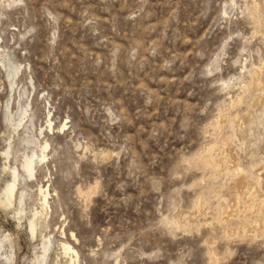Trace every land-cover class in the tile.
Here are the masks:
<instances>
[{"label":"rangeland","instance_id":"obj_1","mask_svg":"<svg viewBox=\"0 0 264 264\" xmlns=\"http://www.w3.org/2000/svg\"><path fill=\"white\" fill-rule=\"evenodd\" d=\"M45 142L0 203V264H69L63 242L78 264H264V0H0L1 197Z\"/></svg>","mask_w":264,"mask_h":264},{"label":"bare ground","instance_id":"obj_2","mask_svg":"<svg viewBox=\"0 0 264 264\" xmlns=\"http://www.w3.org/2000/svg\"><path fill=\"white\" fill-rule=\"evenodd\" d=\"M9 72V71H8ZM256 72V71H255ZM10 74H11V72H10ZM9 75V74H8ZM255 76H256V74H255ZM255 76H253V78L251 79V86H257V84H258V79H256V77ZM255 77V78H254ZM248 81V80H247ZM12 82V81H11ZM249 82V83H250ZM14 83V82H13ZM245 83V82H244ZM245 84H247V83H245ZM247 86H248V84H247ZM244 91V90H243ZM237 102V101H236ZM234 104V103H233ZM23 112L20 114V116L18 117V120H13V121H16V122H14V124H15V126L17 127V126H20L21 125V123L23 122V120H24V115L26 114V109H25V107L23 106ZM22 111V110H21ZM14 116V115H13ZM14 118V117H13ZM12 117H10V115H9V118H8V120H9V122H12V119H13ZM235 120H240L241 119V117L240 116H238V115H235V118H234ZM233 119V120H234ZM230 120V119H229ZM218 125L220 124V122L219 121H215ZM13 124V123H12ZM214 124V123H213ZM216 124V126H218ZM230 124V123H229ZM14 126V127H15ZM15 127V128H16ZM219 127V126H218ZM28 142H30V140H27ZM40 143V142H39ZM49 143H47V142H45L42 146H40L39 144H38V146H40L41 147V152H39L40 154H38L37 152H36V150H33L32 148H31V154L30 153H23V156H21V158L23 157V159H22V161H21V164H20V167H10V172H11V174H12V180L11 181H9L8 183H6V187L4 188V191H3V196L1 197L0 196V203L2 204V205H13L14 203H15V201H16V199L18 198V205L22 202V196H23V193L22 192H19L18 191V182H19V179L21 178V173H24V172H26L29 176H31L32 174H33V171L35 170V168H36V166H37V163H39V161H45V159H46V157H47V154H45V150H46V147H47V145H48ZM39 148V147H38ZM26 149V148H25ZM40 150V149H39ZM4 154H6V156H7V158L9 157V155L11 154V151L9 150V149H7L6 151H5V153ZM223 155L222 154H220V157H222ZM19 159V158H18ZM212 160H213V158H212ZM212 160H211V162H212ZM209 160H207V162H208ZM204 164H206V163H204ZM216 166H217V168L218 169H220V170H228V172H229V174L231 175V180L229 181L230 183V186H231V188L236 192V199L238 200L239 199V190H241V188L245 185V183H246V181H247V178H246V176H245V174L243 173V169H239L237 166L236 167H232L231 169H233V171H230V169L226 166V164L224 163V162H220V163H218V164H216ZM215 168V167H214ZM217 169V170H218ZM226 170V171H227ZM214 171V170H213ZM9 172V173H10ZM26 173H24V174H26ZM220 173V172H219ZM226 173V175H227V172H225ZM23 174V175H24ZM26 174V175H27ZM218 174V173H217ZM216 174V175H217ZM27 175V176H28ZM216 175H215V177H216ZM229 177V176H228ZM208 188V187H207ZM210 189V188H209ZM20 190V189H19ZM39 192H40V194H41V198H40V200H41V207L40 208H42V210H43V212H45V215H46V206H47V203H48V194H49V192H48V189H45L44 187H40V189H39ZM208 192H209V190H208ZM210 193V192H209ZM201 194V193H200ZM202 195V194H201ZM200 195V196H201ZM24 198V197H23ZM204 197H197L196 199H195V201H194V204H193V211L191 212H182V211H178V212H176V213H173L172 215H170L169 216V220H173V221H178V219H180L181 220V223H182V225L183 226H190L192 223H194L195 222V219H196V217H195V215L197 214L198 215V213H201V212H206L207 211V209H208V206L205 204V202H203V200H205V199H203ZM235 199V200H236ZM238 201H240V200H238ZM237 201V202H238ZM231 206L232 205H227V206H225V207H222L220 210H219V221H221L222 223H223V226H224V231H225V234H227V235H229V233H230V231H231V229H230V227L228 226V222H229V220H230V218L233 216V214L235 213V211H236V208L234 207L233 209L231 208ZM252 209H254V206H252L251 207ZM247 210H248V206L246 205V204H244V208L243 209H241V210H238V212H237V217H239V218H244V221H245V218L247 219V220H253V221H255V222H257V223H259L260 224V226L262 227L263 226V219H262V215H260V214H258V212L256 211V210H251V212L250 213H252V215H251V217L252 218H250V217H246L247 216ZM24 211V209L22 208V206L21 207H18L17 208V214H20V213H22ZM35 212V211H34ZM216 212H218L217 210H216ZM37 213V212H36ZM38 214V213H37ZM34 215V214H33ZM217 215V214H216ZM248 216H250V214L248 215ZM33 217V216H32ZM235 217V216H234ZM19 218H21V216H19ZM217 218V219H218ZM230 221H232V220H230ZM239 221V220H238ZM243 221V222H244ZM29 222V228H30V231H31V233L33 234L34 233V231H35V227H36V222L34 221V220H31L30 219V221H28ZM249 222H251V221H249ZM238 224H239V222H238ZM245 224H246V222H245ZM242 225V224H241ZM241 227V226H240ZM264 228V227H263ZM236 229V228H235ZM240 229H242V227L240 228ZM261 229V228H260ZM244 230H245V228H244ZM262 230H264V229H262ZM261 230V231H262ZM241 231V230H240ZM264 232V231H263ZM48 242H43L42 243V247H41V251H43V253L41 252V254L42 255H40L41 256V262L43 263L44 262V260H45V255H46V253H47V251H48V248H49V246H48V244H47ZM62 248L65 250V251H68V250H70L71 252H72V256L70 257V260H69V264H78V262H77V260H76V258H77V256H78V253H77V251L72 247V246H70L69 244H67V243H65V242H63L62 243ZM208 251H212V247L211 246H208ZM38 256V255H37ZM39 257V256H38ZM36 259V258H35ZM34 261V260H33ZM35 262H36V260H35ZM37 263V262H36ZM35 263V264H36Z\"/></svg>","mask_w":264,"mask_h":264}]
</instances>
